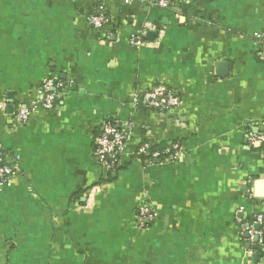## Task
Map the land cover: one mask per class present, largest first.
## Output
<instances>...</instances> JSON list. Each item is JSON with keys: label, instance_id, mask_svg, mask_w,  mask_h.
Wrapping results in <instances>:
<instances>
[{"label": "crops", "instance_id": "crops-1", "mask_svg": "<svg viewBox=\"0 0 264 264\" xmlns=\"http://www.w3.org/2000/svg\"><path fill=\"white\" fill-rule=\"evenodd\" d=\"M172 4L0 0V149L18 172L0 187V264H264V234L245 232L264 216V141L249 140L264 134V0ZM46 78L58 102L15 125ZM154 86L174 111L133 107ZM111 122L133 130L108 173L93 146ZM144 140L181 156L147 164Z\"/></svg>", "mask_w": 264, "mask_h": 264}, {"label": "built area", "instance_id": "built-area-1", "mask_svg": "<svg viewBox=\"0 0 264 264\" xmlns=\"http://www.w3.org/2000/svg\"><path fill=\"white\" fill-rule=\"evenodd\" d=\"M105 0H98L102 2ZM113 1V0H108ZM123 3L128 4L133 1H139L149 7L159 9L173 8L172 0H121ZM87 21L90 26L95 30H100L102 33L106 32V27L112 22V19L107 17L101 12H96L87 16ZM262 36V35H261ZM258 35V37H261ZM108 38V33L105 34ZM130 43L135 46L141 45L138 36H131ZM64 84L61 81H55L52 78L43 80L35 100L29 103H18L15 111L13 112V121L17 126H23L27 123L30 116L37 112L39 109L51 110L58 102ZM131 104L137 108L143 103L148 109L154 112H172L179 105V98L169 91L164 86H154L143 94L132 93L130 95ZM133 130L130 123L124 124L122 127L115 126L112 123H106L101 131L94 138L93 153L98 165L106 172L113 173L115 170L119 156L124 153L126 149L127 140ZM251 142L264 141V134H249ZM151 143L144 140L137 148L136 154L140 158L142 155H149L146 160L147 164L162 163L167 160L176 159L181 156L180 146L177 143L171 144L170 147L165 148L163 151L151 150ZM142 160V159H141ZM17 170L11 167L4 161V156L0 149V187L9 186L12 184L13 179L17 175ZM152 210L145 204H141L135 211L134 223L139 228H143L146 222L154 219ZM254 224L259 226L255 230L253 226L245 228L248 234V240L254 242L260 239L264 234V216L258 215L254 219ZM262 227V228H261Z\"/></svg>", "mask_w": 264, "mask_h": 264}, {"label": "trees", "instance_id": "trees-1", "mask_svg": "<svg viewBox=\"0 0 264 264\" xmlns=\"http://www.w3.org/2000/svg\"><path fill=\"white\" fill-rule=\"evenodd\" d=\"M112 123V122H111ZM113 125H115V126H117L115 123H112ZM99 133V132H98ZM173 144V143H172ZM170 145L171 144H164V145H162V146H152L151 147V150H158V151H163L165 148H168V147H170ZM149 157V155L147 154V155H142V156H140V158L142 159V160H146L147 158ZM262 228V227H261Z\"/></svg>", "mask_w": 264, "mask_h": 264}, {"label": "rangeland", "instance_id": "rangeland-1", "mask_svg": "<svg viewBox=\"0 0 264 264\" xmlns=\"http://www.w3.org/2000/svg\"><path fill=\"white\" fill-rule=\"evenodd\" d=\"M38 240H33V242H34V244L37 242ZM25 241H19L18 242V251H20L21 249H23V250H25V247L23 246V243H24ZM16 256V255H15Z\"/></svg>", "mask_w": 264, "mask_h": 264}, {"label": "water", "instance_id": "water-1", "mask_svg": "<svg viewBox=\"0 0 264 264\" xmlns=\"http://www.w3.org/2000/svg\"><path fill=\"white\" fill-rule=\"evenodd\" d=\"M147 36H148V37H149V36H153V34L149 33ZM254 229H255V230H258V229H259V226H258V225H255V226H254ZM263 236H264V235H263ZM263 236H262V237H263ZM246 237H248V234L246 235ZM256 240H257V238H256ZM253 258H254V257H253Z\"/></svg>", "mask_w": 264, "mask_h": 264}]
</instances>
